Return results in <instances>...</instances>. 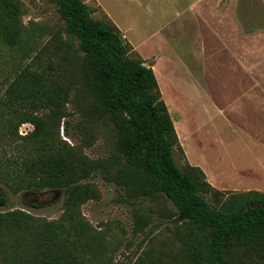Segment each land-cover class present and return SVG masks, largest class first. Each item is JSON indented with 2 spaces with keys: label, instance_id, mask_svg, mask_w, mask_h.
I'll list each match as a JSON object with an SVG mask.
<instances>
[{
  "label": "rangeland",
  "instance_id": "1",
  "mask_svg": "<svg viewBox=\"0 0 264 264\" xmlns=\"http://www.w3.org/2000/svg\"><path fill=\"white\" fill-rule=\"evenodd\" d=\"M21 1L28 43L24 50L0 44V193L8 198L0 212L23 210L41 220L58 221L64 212V191L36 190L25 173L24 159L38 154L39 143L26 138L34 130L31 123L21 124L16 133V123L25 109L14 112L6 105L14 77L28 66L70 85L66 107L71 116L54 130L55 143L66 142L92 160H107L117 153V134L107 121H86L83 110L92 97L87 75L80 62L75 70L68 68L78 42L67 34L57 5L52 0ZM83 1L96 10L94 18L109 19L95 0ZM99 2L107 12H113V21L120 22L125 38L137 49L130 57L159 55L164 50L146 43L150 36L146 30L158 29V25L152 18V27H144L143 22L151 19L145 8L126 0ZM166 4V0L159 2L165 7L161 21L166 22V29H172L162 33L165 47L183 59H177L176 65L166 60L158 63L154 58L150 63L178 133L176 163L183 170L188 163L202 168L216 188H224L228 198L253 190L264 193V0H233L230 20L235 21L234 26L221 35L201 27L182 30L170 26L166 13L174 4L168 10ZM126 22L134 29L126 31ZM206 40L207 52L201 54V43ZM87 182L98 186L101 197L85 203L82 213L103 236L111 264H136L140 258L150 264H192L184 237L186 227L175 223L177 209L171 201L160 195L130 199L101 172ZM207 200L215 205L210 196ZM253 264L264 261L255 259Z\"/></svg>",
  "mask_w": 264,
  "mask_h": 264
},
{
  "label": "trees",
  "instance_id": "2",
  "mask_svg": "<svg viewBox=\"0 0 264 264\" xmlns=\"http://www.w3.org/2000/svg\"><path fill=\"white\" fill-rule=\"evenodd\" d=\"M52 1L67 34L78 42L68 68L73 71L80 62L87 75L92 97L83 114L88 123L113 125L117 153L92 160L66 142L55 143L54 130L71 116L66 107L70 85L46 71L21 69L8 87L6 105L14 112L20 107L33 111L24 110L15 128L17 133L21 124L31 123L34 130L26 138L39 143L38 154L24 159L25 173L36 190H63L64 212L58 221L23 210L0 212V264H111L103 236L82 213L85 203L101 197L98 186L87 182L98 172L130 199L160 195L171 201L177 209L175 223L186 227L192 264L264 261V193L253 190L228 198L202 168L188 163L181 169L175 160L178 133L153 65L130 57L133 48L118 27L94 18L96 10L85 1ZM23 15L21 0H0V44L24 50L28 36ZM7 205L8 198L0 193V207ZM136 264L150 263L140 258Z\"/></svg>",
  "mask_w": 264,
  "mask_h": 264
},
{
  "label": "crops",
  "instance_id": "3",
  "mask_svg": "<svg viewBox=\"0 0 264 264\" xmlns=\"http://www.w3.org/2000/svg\"><path fill=\"white\" fill-rule=\"evenodd\" d=\"M97 2V6L101 7V9L106 13V15L109 17L108 20L112 21L118 29L121 31L124 39L125 35L122 31V27L119 25L120 22L118 20H115V15L111 11L110 13L105 10V8L100 4L99 0H95ZM128 3H133L136 6H139L140 8H145V11L148 13V17H150V21L143 22L144 27L147 26L148 28L152 27L151 25L154 22L158 25V29H147L146 32H149L150 36L148 40H146V43H151L153 46H159L161 48H164L159 55H148L143 54L141 56L143 59H145V62L147 64H151L150 60L154 58V60H157L159 63L160 61H168L169 64L176 65L177 59H183V56L180 54H172L169 51V48H167V44L165 43V40L162 37V33L172 30L170 28L166 29L165 25L166 22L161 21L165 13H161V10H164L165 7L159 6V2L161 0H126ZM167 1V10L170 8L171 5H173L174 9H171L170 13H166V17L169 18L170 26L175 25L177 28L185 30V27H190L193 29H196L197 27L204 28L205 30L209 31L211 34L215 33V35H221L223 30L230 29L232 26H234L235 21H231L230 18L232 17L231 12V2L233 0H166ZM87 3V1H85ZM88 4V3H87ZM89 5V4H88ZM158 7V12L156 8ZM156 10V11H155ZM109 13V14H108ZM127 13L129 11L127 10ZM110 15V16H109ZM165 17V18H166ZM127 26H125L126 31H131L134 29V26L126 22ZM161 27L163 29H161ZM180 31V30H179ZM185 32V31H184ZM187 32V31H186ZM128 42V41H127ZM130 43V42H129ZM130 45L133 48V51H136L137 49L133 44L130 43ZM167 46V47H165ZM207 40L203 41L201 43V54H205L207 52ZM152 55V56H151ZM210 183L211 179H208ZM213 185V184H212ZM214 186V185H213ZM216 187V186H214ZM219 189V188H217ZM219 190H224V188H221Z\"/></svg>",
  "mask_w": 264,
  "mask_h": 264
},
{
  "label": "water",
  "instance_id": "4",
  "mask_svg": "<svg viewBox=\"0 0 264 264\" xmlns=\"http://www.w3.org/2000/svg\"><path fill=\"white\" fill-rule=\"evenodd\" d=\"M147 64V63H146ZM148 65V64H147Z\"/></svg>",
  "mask_w": 264,
  "mask_h": 264
}]
</instances>
